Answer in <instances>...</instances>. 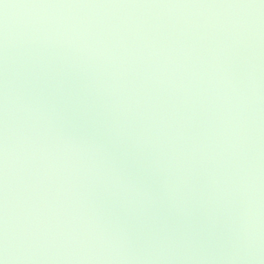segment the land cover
Instances as JSON below:
<instances>
[{"label":"water","instance_id":"95a60500","mask_svg":"<svg viewBox=\"0 0 264 264\" xmlns=\"http://www.w3.org/2000/svg\"><path fill=\"white\" fill-rule=\"evenodd\" d=\"M259 5L0 0L8 264H264Z\"/></svg>","mask_w":264,"mask_h":264},{"label":"clouds","instance_id":"9594fccd","mask_svg":"<svg viewBox=\"0 0 264 264\" xmlns=\"http://www.w3.org/2000/svg\"><path fill=\"white\" fill-rule=\"evenodd\" d=\"M245 7H257L256 5H245ZM264 7V5H259ZM8 93H7V81H5V92H4V129H3V166L5 172V213H4V225L2 241H0V264H8L9 261V245H8V221H7V167H8V126H7V114H8Z\"/></svg>","mask_w":264,"mask_h":264},{"label":"snow or ice","instance_id":"6c2138e0","mask_svg":"<svg viewBox=\"0 0 264 264\" xmlns=\"http://www.w3.org/2000/svg\"><path fill=\"white\" fill-rule=\"evenodd\" d=\"M260 5H264V0H259Z\"/></svg>","mask_w":264,"mask_h":264}]
</instances>
